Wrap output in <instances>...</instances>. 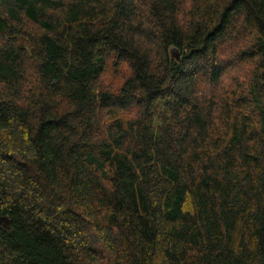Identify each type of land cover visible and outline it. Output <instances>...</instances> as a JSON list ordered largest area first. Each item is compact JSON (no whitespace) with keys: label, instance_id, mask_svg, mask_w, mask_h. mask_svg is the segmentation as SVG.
Returning <instances> with one entry per match:
<instances>
[{"label":"trees","instance_id":"obj_1","mask_svg":"<svg viewBox=\"0 0 264 264\" xmlns=\"http://www.w3.org/2000/svg\"><path fill=\"white\" fill-rule=\"evenodd\" d=\"M0 215V264H264V0H0Z\"/></svg>","mask_w":264,"mask_h":264},{"label":"water","instance_id":"obj_2","mask_svg":"<svg viewBox=\"0 0 264 264\" xmlns=\"http://www.w3.org/2000/svg\"><path fill=\"white\" fill-rule=\"evenodd\" d=\"M10 219L7 216H1L0 215V225L4 228H8L10 226Z\"/></svg>","mask_w":264,"mask_h":264},{"label":"rangeland","instance_id":"obj_3","mask_svg":"<svg viewBox=\"0 0 264 264\" xmlns=\"http://www.w3.org/2000/svg\"><path fill=\"white\" fill-rule=\"evenodd\" d=\"M176 52H177V51H176L174 48H172L170 54H172V55H174V57H176V56H177Z\"/></svg>","mask_w":264,"mask_h":264}]
</instances>
